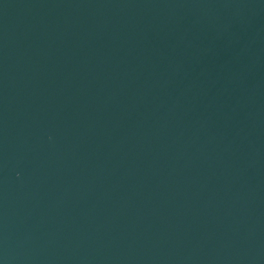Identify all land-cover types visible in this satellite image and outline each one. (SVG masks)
<instances>
[{
  "label": "water",
  "instance_id": "water-1",
  "mask_svg": "<svg viewBox=\"0 0 264 264\" xmlns=\"http://www.w3.org/2000/svg\"><path fill=\"white\" fill-rule=\"evenodd\" d=\"M0 264H264V0H0Z\"/></svg>",
  "mask_w": 264,
  "mask_h": 264
}]
</instances>
